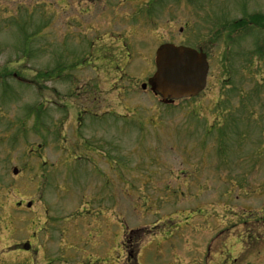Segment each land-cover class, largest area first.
<instances>
[{
    "label": "rangeland",
    "instance_id": "obj_1",
    "mask_svg": "<svg viewBox=\"0 0 264 264\" xmlns=\"http://www.w3.org/2000/svg\"><path fill=\"white\" fill-rule=\"evenodd\" d=\"M251 15L264 0H0V264H264V135L241 113L264 127V27L224 28ZM164 41L211 71L160 108L140 85ZM223 114L251 130L220 149ZM63 145L87 156L60 165Z\"/></svg>",
    "mask_w": 264,
    "mask_h": 264
},
{
    "label": "water",
    "instance_id": "obj_2",
    "mask_svg": "<svg viewBox=\"0 0 264 264\" xmlns=\"http://www.w3.org/2000/svg\"><path fill=\"white\" fill-rule=\"evenodd\" d=\"M155 61L156 71L148 83L163 98L196 95L204 88L208 62L201 49L164 43L156 49Z\"/></svg>",
    "mask_w": 264,
    "mask_h": 264
},
{
    "label": "trees",
    "instance_id": "obj_3",
    "mask_svg": "<svg viewBox=\"0 0 264 264\" xmlns=\"http://www.w3.org/2000/svg\"><path fill=\"white\" fill-rule=\"evenodd\" d=\"M263 20H264V19H263ZM237 25H239V23H238V22L234 24V27H236Z\"/></svg>",
    "mask_w": 264,
    "mask_h": 264
},
{
    "label": "flooded vegetation",
    "instance_id": "obj_4",
    "mask_svg": "<svg viewBox=\"0 0 264 264\" xmlns=\"http://www.w3.org/2000/svg\"><path fill=\"white\" fill-rule=\"evenodd\" d=\"M256 121V120H255ZM257 122V121H256Z\"/></svg>",
    "mask_w": 264,
    "mask_h": 264
}]
</instances>
